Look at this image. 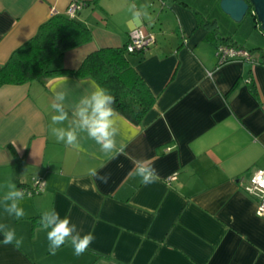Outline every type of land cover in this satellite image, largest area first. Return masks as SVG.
Here are the masks:
<instances>
[{"label": "crops", "instance_id": "1", "mask_svg": "<svg viewBox=\"0 0 264 264\" xmlns=\"http://www.w3.org/2000/svg\"><path fill=\"white\" fill-rule=\"evenodd\" d=\"M71 1L0 0V67ZM81 1L75 19L90 29L91 40L54 58L51 67L76 69L91 52L122 46L139 28L153 42L130 62L155 102L138 124L120 114L123 151L109 159L86 135L77 150L51 133L70 123L51 124L53 89L67 91L68 107L92 83L99 85L94 78L66 73L0 86V199L9 184L20 189L34 177L45 181L41 193L25 194L22 219L0 207V223L23 240L15 249L3 245L0 234V264H264V215H257L256 198L239 182L264 168V51L256 19L237 22L244 26L237 34L236 22L220 8L224 22L210 16L206 0ZM132 5L148 15L133 16ZM197 13L256 58L218 64L221 40ZM138 161L155 167L156 183L144 186L134 176ZM90 168L107 174L108 182L89 179ZM53 208L82 235H94L82 255L70 244L49 252L37 222Z\"/></svg>", "mask_w": 264, "mask_h": 264}, {"label": "trees", "instance_id": "2", "mask_svg": "<svg viewBox=\"0 0 264 264\" xmlns=\"http://www.w3.org/2000/svg\"><path fill=\"white\" fill-rule=\"evenodd\" d=\"M75 18L76 15L70 17L64 13H55L43 22L35 35L14 49L0 67V86L32 80L44 82L49 77L66 73L92 77L116 98L114 107L118 112L138 124L155 102L154 94L130 62L131 57L141 56L144 49L129 52L126 51L125 44L119 47H100L88 54L76 69L51 67L54 58L91 40L90 29ZM197 18L212 28L214 37L228 43V37L220 36L214 21L207 20L199 13ZM229 44L235 45L232 42ZM249 83L253 92L258 95L253 79Z\"/></svg>", "mask_w": 264, "mask_h": 264}, {"label": "clouds", "instance_id": "3", "mask_svg": "<svg viewBox=\"0 0 264 264\" xmlns=\"http://www.w3.org/2000/svg\"><path fill=\"white\" fill-rule=\"evenodd\" d=\"M133 16H147L146 8L137 9L131 6ZM91 91L81 96L77 101L66 107L68 93L63 87L53 89L54 100L51 108L54 115L51 116L52 125H62L70 120L69 126L51 127V133L56 141L63 142L67 146L80 149V137L86 135L90 140L99 146V151L109 159H115L123 151V145L118 143L117 137L120 134L119 121L120 113L114 107L116 98L105 88L98 84L90 85ZM71 110V119L69 117ZM134 176L140 179L144 186L157 182L159 174L155 167L145 161H138L133 169ZM91 180H99L107 183L109 176L101 174L97 168H90L86 173ZM25 193L17 188L15 184L8 185V191L0 199V207L5 213L17 220L25 216V210L21 202ZM42 230L46 231L48 249L51 254H56L57 250L65 244H70L74 255H82L95 239L92 233L81 234L75 224L70 222L68 217L61 218L54 208L44 211L39 218ZM0 234H2V244L11 245L15 249L22 246V238L17 237L14 229L7 224L0 223Z\"/></svg>", "mask_w": 264, "mask_h": 264}, {"label": "built area", "instance_id": "4", "mask_svg": "<svg viewBox=\"0 0 264 264\" xmlns=\"http://www.w3.org/2000/svg\"><path fill=\"white\" fill-rule=\"evenodd\" d=\"M81 0H72L65 9V14L73 17L82 8ZM53 13H59L53 11ZM153 42L151 35L144 34L139 28L132 29L128 34V40L125 43L126 51L133 52L140 49H146ZM216 56L218 64L229 61L246 60L253 61L256 58L255 53L247 48L239 45H232L221 42L216 47ZM239 182L249 195L257 200L256 213L259 216L264 215V168L254 170L247 178L240 177ZM45 188V181L40 177L32 178L31 182L26 186L20 187L27 195H35L41 193Z\"/></svg>", "mask_w": 264, "mask_h": 264}, {"label": "water", "instance_id": "5", "mask_svg": "<svg viewBox=\"0 0 264 264\" xmlns=\"http://www.w3.org/2000/svg\"><path fill=\"white\" fill-rule=\"evenodd\" d=\"M219 7L235 22L252 15L264 34V0H219Z\"/></svg>", "mask_w": 264, "mask_h": 264}, {"label": "rangeland", "instance_id": "6", "mask_svg": "<svg viewBox=\"0 0 264 264\" xmlns=\"http://www.w3.org/2000/svg\"><path fill=\"white\" fill-rule=\"evenodd\" d=\"M188 1H190V3L192 2V3H194V4H196V3H198V2H200V1H202V0H188ZM193 5V4H192ZM204 9H209L210 10V13H211V17H213V18H215V17H218V20L219 21H223L224 22V20H223V18H220L222 15H220L221 14V12L222 11H220V7L218 6V5H214V3L213 2H211V4L210 3H208V0H206V2H205V5H204ZM215 16V17H214ZM224 16V15H223ZM256 19V18H255ZM247 22H250V23H252V24H254V19H253V17H252V15H250V14H247L245 17H244V19L243 20H241V22L240 23H242V24H246ZM257 22V21H256ZM255 22V23H256ZM234 24H237V25H234V27L235 26H237V30H236V33L237 34H241L242 33V28H244V26L243 25H239L237 22L236 23H234ZM259 24V23H258ZM243 26V27H242ZM259 27H260V25H259ZM236 28V27H235ZM234 28V29H235ZM233 31H235V30H233ZM260 29L258 28H256L255 27V32L257 33V34H259V40H260V42L261 43H263V44H260L261 46L260 47H262V49L260 48V47H258L257 49H258V51H259V49H261L262 51H264V35H262L261 33H260ZM244 35H245V33H244Z\"/></svg>", "mask_w": 264, "mask_h": 264}, {"label": "flooded vegetation", "instance_id": "7", "mask_svg": "<svg viewBox=\"0 0 264 264\" xmlns=\"http://www.w3.org/2000/svg\"><path fill=\"white\" fill-rule=\"evenodd\" d=\"M256 55V54H255Z\"/></svg>", "mask_w": 264, "mask_h": 264}]
</instances>
